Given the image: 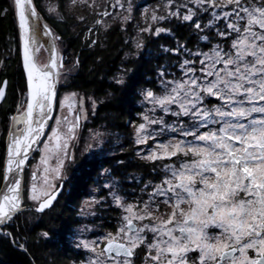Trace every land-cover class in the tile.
Instances as JSON below:
<instances>
[{"label": "snow or ice", "instance_id": "obj_1", "mask_svg": "<svg viewBox=\"0 0 264 264\" xmlns=\"http://www.w3.org/2000/svg\"><path fill=\"white\" fill-rule=\"evenodd\" d=\"M71 2L75 5L77 0ZM13 3L23 42L27 104L25 111L12 117L23 127L10 133L6 166L0 162V177L7 182L5 189H0V225L23 209L20 173L51 118L59 69L63 66L55 45L48 64L41 67L36 62L41 26L34 0ZM116 3L120 4V0ZM173 3L174 0H167L165 16L153 10L151 21L178 18L191 23L199 41L210 42L214 32L217 37L231 38V42L227 47L217 43L208 51L192 52L185 44L163 49L175 54L183 51L195 59L180 62V79H164L161 70L162 94L145 92V99L153 105L152 112L159 108L176 120L168 125L162 116L144 115L143 122L136 127L135 143L147 145L149 140L155 141L147 154H141L143 149L137 153L142 160L175 158V162L163 164L160 171L153 169L163 176L159 183L148 181L141 189L143 193L151 187L147 200L126 204L116 191L110 192L124 214L117 231L102 238L103 248L99 252L96 241L84 243L97 255L89 264H134L137 250L142 247L143 264H264V0H186L174 11ZM228 6L231 8L226 11ZM181 7L186 9L183 14ZM209 12V20L202 24L200 14ZM101 15L110 13L105 10ZM218 22L224 27L220 28ZM205 30L208 35L203 34ZM151 31V26L141 29ZM170 31L158 27L154 35ZM43 35L52 36L46 25ZM78 64L77 60L75 65ZM116 83L124 81L117 79ZM4 96L5 87L0 86V99ZM208 98L222 103L209 107ZM88 99L95 108L96 101ZM61 106L67 108L68 114L56 121L57 126L44 144L42 182H35V172L32 177L29 199L38 202L35 211L39 213L53 206L59 189L52 181L61 179L65 160L72 159L68 152L70 142L76 139L81 119H87L84 97L77 93L65 96ZM184 118H188L187 122ZM165 132L174 135L166 141L158 140ZM50 159H55V167L48 166ZM88 203L100 201L93 199ZM161 206L166 209L163 213ZM41 235L47 237L48 233ZM194 252L198 256L190 261V253Z\"/></svg>", "mask_w": 264, "mask_h": 264}, {"label": "trees", "instance_id": "obj_2", "mask_svg": "<svg viewBox=\"0 0 264 264\" xmlns=\"http://www.w3.org/2000/svg\"><path fill=\"white\" fill-rule=\"evenodd\" d=\"M141 1L137 0L133 17L128 21L113 19L103 28L101 24L100 33L94 40L93 36L87 38L83 31L78 32L77 27L72 24L75 22L77 26L78 22L70 14L65 15L64 19L50 16L41 6L40 0H34L43 21L47 22L53 33L57 32L58 38L65 40L72 56L79 61L75 71L61 85V89H73L94 96L98 102L90 111L87 126H103L111 135L103 148L89 154L76 153L72 156L64 188L45 214L39 215L28 210L17 214L21 219L20 226L29 237L27 252L14 246L10 237L0 233V264H76L83 256V251L74 246L69 233L81 221L78 206L91 195L93 188L100 184L104 170H109L110 174L119 179L124 194L141 201L147 197V191L141 192L144 185L148 181L156 183L162 179L163 173L158 175L153 169L160 171L165 164L164 161L149 162L137 155L141 151L139 150L141 146L135 143L136 127L143 122L148 105L144 94L147 90L163 93L159 75L161 70L165 73L164 79L180 78L182 75L180 62L183 59H195L183 51L175 54L165 52L163 49L185 44L192 52L208 51L217 43L227 47L231 38L217 37L213 32L210 35V42L199 41L198 35L193 33L191 23L181 22L178 18L152 22L151 32H141L146 23L143 7L163 4L164 0ZM12 2L0 0V64L6 54L5 50L11 43H17L19 38ZM60 6L63 8L62 0ZM189 7L193 5L190 4ZM230 8L231 6H228L225 10ZM180 11L183 14L186 9L181 7ZM165 15L167 11L162 16ZM210 15L211 12L201 13L199 16L201 23L207 22ZM218 24L220 28L224 27L222 22ZM157 26L171 31L154 35ZM203 34L209 33L205 30ZM138 36L143 45L140 48L135 41ZM92 41H95V44ZM5 62L0 70V86L4 79L8 78L7 95L3 106L5 109L10 108L11 111L17 105L21 92L27 88L21 47ZM196 67H200L198 60ZM117 79H123L124 83L117 84ZM220 103L222 102L216 98L207 100L209 107ZM158 114L168 125H173L176 120L161 110H158ZM8 115L3 113L4 119H8L10 117ZM184 119L187 122L188 118ZM172 134L165 132L160 138L168 139ZM0 148L2 151L6 150L5 137ZM1 183L2 180L0 186ZM116 211L115 207L110 206L102 220L97 218L101 221V228L116 227ZM26 212L29 214L25 217L23 214ZM43 232H47L48 236L41 235Z\"/></svg>", "mask_w": 264, "mask_h": 264}, {"label": "rangeland", "instance_id": "obj_3", "mask_svg": "<svg viewBox=\"0 0 264 264\" xmlns=\"http://www.w3.org/2000/svg\"><path fill=\"white\" fill-rule=\"evenodd\" d=\"M13 1V0H12ZM63 1V8H61V0H40L41 6L43 9L46 10L47 14L50 16H54L57 18H63L67 14H70L76 22H78V25L76 26V23H72L74 27H77L78 32L83 31L87 38L90 36H93V38H96L98 34L100 33V26L99 24H102V28L105 27L110 20L116 19L122 22H126L129 19L133 17L134 14V8L137 3V0H120V4H123V7L120 6V4L116 3V0H87V3H80L79 0H77V3L75 5L72 4L71 0H62ZM139 2H142L141 0H138ZM183 2H186V0H174L173 5L171 6V9L174 11V8L179 6V3L182 4ZM13 3V2H12ZM35 3V2H34ZM167 4V0L163 1V4L157 3L153 5H145L143 7V10L145 11V21L144 28H147L151 26V29L153 30V27L151 23V14L153 10L156 11L157 15L162 16L165 14L168 9H166L165 5ZM36 5V4H35ZM190 5V4H189ZM14 6V3H13ZM53 8L55 11L50 12L49 9ZM131 9V11H128V9ZM105 10L110 11V15L107 16V18L104 20H101V23H97L98 17L101 16V13H103ZM129 17V19L124 20L123 17ZM80 17H83V19H80ZM104 17V15L102 16ZM43 21V19H42ZM44 23V22H43ZM42 25V31H43ZM162 28L161 26H157L156 28ZM85 28V29H84ZM91 29V32L89 31ZM143 29V28H142ZM55 38L57 36V32L54 33ZM15 40V39H14ZM136 43L141 44L142 41H140V36L136 38ZM21 38L19 35L17 43H11L9 48L6 51V54L1 59L0 64V70L4 67L6 64V59L10 56H13L18 49H20L21 45ZM56 45L58 48V55L59 57H62L64 55V64L62 68H60V78H59V91H58V101H57V111L54 118V121L52 123V126L47 133L46 137L40 144L38 150L36 151L34 157L32 158L31 164L29 165V174L28 179L26 181V192L28 193V197L30 196L31 192V186L33 183V173L36 172L37 179L36 183L39 185L42 182L43 179V168L45 165L41 162V157L44 155L43 149L44 144L48 142V138L52 133V129L57 126L56 121L60 119L62 116L67 115V108L61 106V101L64 100V97L71 94V93H77L79 96L84 97V110L87 115V119H81L80 126L76 130V139L72 140L70 142V147L68 149V152L71 156H75L76 153L80 154H89L92 151L96 149L103 148L105 145L107 139L110 137L111 133L103 126H87V123L90 121V111L93 110V104L92 101L88 98L91 97L92 100L96 101L97 105V99L92 95H86L84 93H81L77 90L73 89H61V85L68 79V77L75 71L77 65H75V62L77 61L76 57H73L70 50L68 49V45L66 44L65 40L62 38L56 39ZM38 51L35 54V58L37 63L43 67L44 65L49 63L50 57H51V49H52V41L50 36H42L39 37V43H38ZM75 65V66H74ZM182 77V75H181ZM180 77V78H181ZM175 78V79H180ZM157 95H160L162 93H155ZM20 104L16 109V114L19 115L21 112L25 111L26 104H27V88L21 92V98H19ZM19 101V100H18ZM148 105L146 107V111L144 115H149L153 118L159 117L157 108L155 112H152L151 109L153 105L147 100ZM19 103V102H18ZM17 103V104H18ZM2 105V104H1ZM1 105H0V144L1 140L8 134L10 127L12 125V117L14 115L11 114L8 119H4L2 112H1ZM96 107V106H95ZM175 110V106H173ZM143 115V116H144ZM22 123H19L17 125L18 127H21ZM153 128H156V125L152 126ZM209 127H215L213 125H210ZM205 129H201V131H204ZM174 135V134H172ZM171 135V136H172ZM136 136V132H135ZM170 136V137H171ZM169 137V138H170ZM168 138V139H169ZM160 141H166L168 139H161L160 137L157 138ZM116 141V140H114ZM91 146V147H89ZM141 147L139 150L143 149V154H147L150 147L155 146V141L149 140L147 145H140ZM5 159V149L4 151L0 148V162H3L4 164ZM71 160H65L62 177L61 179L53 180L52 182L58 186L59 182L62 179H67L70 172V165ZM165 163H171L173 161H164ZM56 161L55 159L49 160V167H55ZM107 170V169H106ZM110 172V171H109ZM109 172L103 171V176L101 178V182L99 185L95 186L92 190V193L89 197H86L81 204L78 206V215L81 218L80 223L74 227L73 231L69 233V237L72 240V243L77 249H81L83 251V256L80 260L76 262V264H89L90 260L97 259L96 253H93L89 248H85L83 245L85 242H93L96 241L98 243L97 252H99L103 248V237L106 236L108 233H115L120 226L121 223V217L124 214L123 210L116 206V204L113 202L112 196L110 195L111 191H116L121 197L124 198V202L127 203H135L138 200L133 199L132 197H128L126 194L123 193V189L121 188L119 184V179L115 177L113 174H109ZM0 180H2V177H0ZM160 182V181H159ZM156 182V183H159ZM155 184V183H154ZM105 185H114V187L109 188L105 187ZM151 191V187L147 190V192ZM93 199L100 201L98 204H89L88 202L92 201ZM148 196L146 197L147 200ZM143 201V200H142ZM31 203L34 206H37L38 202H34L31 200ZM113 206L117 209V215H116V227L115 228H101V221L103 216L105 215V211L110 207ZM166 209L164 206H161L160 212H165ZM29 213L26 212L23 214V216H27ZM159 215V213H157ZM17 216V214H16ZM18 219H20L19 216H17ZM99 218L100 220H98ZM151 233L148 234L149 239H151ZM145 256V249L142 247L137 250V255L134 258V264H143ZM198 256V253H190V261H194L196 257ZM100 259H104V257H100Z\"/></svg>", "mask_w": 264, "mask_h": 264}, {"label": "water", "instance_id": "obj_4", "mask_svg": "<svg viewBox=\"0 0 264 264\" xmlns=\"http://www.w3.org/2000/svg\"><path fill=\"white\" fill-rule=\"evenodd\" d=\"M34 5H35V3H34ZM35 7H36V5H35ZM36 9H37V12L39 13V15H41V13L39 12V10H38L37 7H36ZM41 16H42V15H41ZM42 18H43V16H42ZM44 25H46V26H47V29L50 30L51 33H52V36H50V37H51V41H52V48H53V45H55V49H56V52H57V54H58V48H57V45H56V39H55V35H54V33H53V30H52V28L47 24V22H45V21H44ZM21 53H22V59H23V42H22V40H21ZM51 55H52V52H51ZM61 58H62V65H63V64H64V55H63ZM35 59H36V58H35ZM36 62H37V61H36ZM59 71H60V69H59ZM25 73H26V72H25ZM58 85H59V83L57 82V84H56V92H57V95H56V98H55V100H54V102H53V109H52V112H51V114H50V117H51V118L48 120L47 126L45 127L43 134L39 137V142H38L37 144H35V145L32 147V149H31V151H30V154H29V157H28V160L26 161V163H25V165H24V170H23L22 173H20V178H21V196H22L23 202H24V183H25V176H26V170H27V167H28L30 161L32 160V158L34 157L36 151L38 150L40 144L42 143V141H43L44 138L46 137L47 133L49 132V130H50L51 126H52V123H53V121H54L55 115H56V111H57V101H58V91H59V90H58V89H59ZM1 86H4V87H5V96H4V98L0 99V104L5 100L6 95H7V89H8V78H5V79H4V81H3L2 84H1ZM20 98H21V97H20ZM19 100H20V99H19ZM19 102H20V101H19ZM17 108H18V107H17ZM25 110H26V108H25ZM16 112H17V109H16V111H15L13 117H14V116H18V115L16 114ZM17 125H18V123H17L16 121L12 120V125H11V127H10V130H9L7 136H6V150H5V159H4V165H5V166H6V161H7V145H8V143L11 142V139H12L10 133L13 132V131H15V129L17 128ZM21 127H23V124L21 125ZM6 184H7V182L4 181V180L2 179V183H1L0 189H5ZM63 188H64V182H62L61 185L58 187V189H59V193H58V195H57L56 200L58 199V197H59L60 193L62 192ZM2 195H3V191H0V196H2ZM56 200H55V201H56ZM55 201H54V203H55ZM54 203H53V205H54ZM25 209H26V205L23 204V209H22L20 212H23ZM20 212H19V213H20ZM16 214H17V213H16ZM2 225H4V224H2ZM2 225H0V227H1Z\"/></svg>", "mask_w": 264, "mask_h": 264}, {"label": "built area", "instance_id": "obj_5", "mask_svg": "<svg viewBox=\"0 0 264 264\" xmlns=\"http://www.w3.org/2000/svg\"><path fill=\"white\" fill-rule=\"evenodd\" d=\"M110 13V11H108ZM103 15L99 16L97 19L98 21L103 20L106 16L102 17ZM101 24L98 25V27ZM95 40V38H94ZM18 214V213H17ZM21 219H18L16 214H14L13 219L8 221L6 224L0 227V233L5 234L10 237L12 244L18 247L21 250L28 251V235L23 231L22 227L20 226ZM8 224V225H7ZM13 226L15 228H13ZM23 245V247H21Z\"/></svg>", "mask_w": 264, "mask_h": 264}, {"label": "flooded vegetation", "instance_id": "obj_6", "mask_svg": "<svg viewBox=\"0 0 264 264\" xmlns=\"http://www.w3.org/2000/svg\"><path fill=\"white\" fill-rule=\"evenodd\" d=\"M20 97H21V95H20ZM19 97V98H20ZM19 100V99H18ZM19 101H21V100H19ZM18 101V102H19ZM2 104V105H1ZM0 105H1V112H2V115H3V113H5L6 115H11V114H13V113H15V111H16V106L18 105L19 106V104H20V102L15 106V108L13 109V110H11V111H9V109H7V107H6V109H5V107L3 106V104H4V102L3 103H1ZM17 106V107H18ZM20 106H21V104H20ZM19 106V107H20ZM8 115V116H9ZM81 123V122H80ZM1 142H2V140H1ZM1 145V144H0ZM32 161V160H31ZM31 161H30V163H29V165L31 164ZM29 165H28V167H27V170H26V176H25V183H24V205H26V209L24 210V211H26V210H28V211H32V212H34V213H37V214H39V215H41V214H45V212H47V210L48 209H46L43 213H39V212H36L35 211V207L36 206H34L32 203H31V199H29V197H28V193L26 192V181H27V179H28V174H29ZM36 173V172H35ZM62 182H64V185H65V179H62L60 182H59V184H58V186H57V188L61 185V183Z\"/></svg>", "mask_w": 264, "mask_h": 264}, {"label": "bare ground", "instance_id": "obj_7", "mask_svg": "<svg viewBox=\"0 0 264 264\" xmlns=\"http://www.w3.org/2000/svg\"><path fill=\"white\" fill-rule=\"evenodd\" d=\"M42 16L41 15H39V24H40V26H41V28H40V31L38 32V43H39V37H42L43 36V31H42V25H44V21H42Z\"/></svg>", "mask_w": 264, "mask_h": 264}]
</instances>
